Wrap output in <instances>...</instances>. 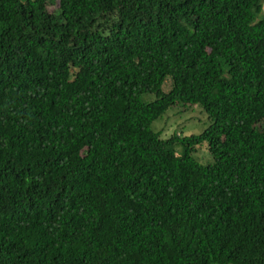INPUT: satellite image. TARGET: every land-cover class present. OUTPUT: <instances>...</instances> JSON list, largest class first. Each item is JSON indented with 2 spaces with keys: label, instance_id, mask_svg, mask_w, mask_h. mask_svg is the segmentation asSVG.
<instances>
[{
  "label": "trees",
  "instance_id": "trees-1",
  "mask_svg": "<svg viewBox=\"0 0 264 264\" xmlns=\"http://www.w3.org/2000/svg\"><path fill=\"white\" fill-rule=\"evenodd\" d=\"M262 1L0 0V264H264Z\"/></svg>",
  "mask_w": 264,
  "mask_h": 264
},
{
  "label": "rangeland",
  "instance_id": "rangeland-1",
  "mask_svg": "<svg viewBox=\"0 0 264 264\" xmlns=\"http://www.w3.org/2000/svg\"><path fill=\"white\" fill-rule=\"evenodd\" d=\"M57 8L56 1L47 7L48 12ZM262 13H264V0L262 1ZM162 91H168V83H164ZM152 95L146 94L140 97L141 101H152ZM210 123L205 113L196 105L194 106H175L169 108L162 116L154 120L150 129L159 133L161 139H167L171 135H177L179 138L189 135H197L202 132ZM196 161L206 166L212 162L210 155L206 150V144H201L196 148L194 153Z\"/></svg>",
  "mask_w": 264,
  "mask_h": 264
}]
</instances>
